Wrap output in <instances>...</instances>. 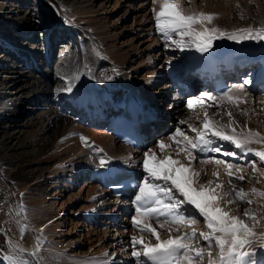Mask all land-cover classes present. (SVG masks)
Returning a JSON list of instances; mask_svg holds the SVG:
<instances>
[{"label": "bare ground", "instance_id": "bare-ground-1", "mask_svg": "<svg viewBox=\"0 0 264 264\" xmlns=\"http://www.w3.org/2000/svg\"><path fill=\"white\" fill-rule=\"evenodd\" d=\"M20 1L25 0H19L18 6L23 5ZM44 1H50L54 4L58 15H51L45 12L38 4H35L34 7H29L33 11L31 14L29 10H25V15L18 17L19 9L17 10V7L12 9L10 6L7 7V4L0 2V14H3V17H0V37H3L6 41L5 43L0 39L3 46V54L0 55V76L1 71L4 73V76L0 78V84L10 78L9 74L11 73L18 74L17 81L18 83L22 82L20 79L22 72L20 70L11 72L6 69L8 56L16 51L24 52V54L28 55V57L23 55V58H19V55L18 60L21 59L22 63H26L25 67H28L29 71L32 73L33 71H38L42 73L43 77L45 76L44 79L38 80L37 83L35 81L28 83L26 78L23 86L18 85L20 88L17 89L14 97L6 98L14 101L9 100L10 102L4 103L0 101V116L7 118L8 115L6 113H13V111L8 109L9 105H15L17 103L14 102L25 100L32 107L30 106L29 109L20 108L17 111V116L20 113V122L22 118L30 114V112H27L32 110L33 107L43 106L40 98L41 93L44 91L48 93L53 88L58 90V94L51 95L52 106H50L51 104L46 105V110L37 115L32 122L30 118H27L26 124H18V126L30 128L29 131L19 130L17 131L18 136H14L11 133L7 134L3 130L0 131L2 134L0 135V177L6 182V186H10L13 189L10 197H8L5 194L6 188H4V197L15 212L24 211L29 217L32 216L42 221L37 223L31 219V227L22 233L16 230L14 221L8 220L4 226L8 234L6 240L7 249L13 255L20 256L26 264H104L105 260L111 261L113 255L115 259L112 264H134V258L131 256L130 237L132 235H136L138 238L144 236L145 242L150 243H156V239L155 236L141 233L138 227H133L130 218L135 213L129 208L127 209V205L125 206L120 199L112 197L107 190L99 186L98 180L94 175L99 171H106L105 168L98 167L101 156L129 167L137 174L140 182L142 174L141 168L137 167V164L142 161L143 154L149 149L155 151L157 159H159L161 154H164V158L171 155V160H177L180 163L182 162L180 158L188 160L191 169L201 174L198 183L193 185L197 188L201 184L205 188H214L212 184L209 185L214 173H218V175L222 173L229 177L228 172L231 171L233 172L232 180H237L236 177L241 175L245 177L246 167L253 165L254 152H262L264 149V129L258 130V135L251 136L248 134L256 133L240 128V130L235 131L238 140L245 138L250 140L247 147L253 150V154L246 152L241 154L240 150L233 147V151L222 150L221 153H212L211 155L194 153L193 155L197 157L195 160L186 158L184 152H179V147H183V144L179 147L174 142L167 145L163 135L159 136V132L161 124L165 125L166 130L167 121L176 113H180L181 108L183 109L184 107L178 105L177 101H182V99L173 90L171 79L176 83L184 79L192 80L191 75H193L197 81L203 80L206 92L193 96L199 97L201 94H207L204 96L203 102L195 103L191 110L187 106V109L183 112L188 119L194 121L192 123L194 127L202 128L204 111H219L220 108L224 107L223 100L226 97L213 94L210 87V66L211 62L216 59L224 62L220 68H223L225 64L233 65L234 70L225 73L228 82L229 79L232 82H229L231 88L230 96L244 97L256 104H263L264 83L257 85H254V83L257 74L264 70V40L243 41L239 44L235 41L227 40L219 42L220 47L217 46L208 53H199L194 49L181 51L173 48L172 51L175 50L179 53L178 59L168 62L165 59L156 57L161 56L169 49L156 41L158 36L155 31V24L150 17L153 14V7L159 10L160 0H156L155 5L152 0ZM196 1L176 0L183 12L184 10L188 11L192 5L193 8L204 6V9L208 12L210 10L220 12L223 16L228 15L227 18L223 17L226 23L223 24L221 29L240 25L230 20L231 13H229V10L240 9L246 11L247 15V3L252 2L257 10L264 4V0ZM259 17L261 18L259 21L250 17L254 24L251 23V25L244 28L256 25L258 26L250 29L264 28L263 14L260 13ZM55 19H58L60 23ZM247 22L248 24L250 23L249 21ZM46 23H50L48 27H51V32L46 35L47 30H45V36L41 40V42H45V47L42 48L43 50L35 51L33 47L38 45L36 42L37 32ZM11 27H16L13 34L8 33ZM32 28L33 31H31L30 36L22 40L21 37L26 34L25 30H31ZM66 30L69 31L66 37L72 42V46L62 49V63L58 65V71L56 72L60 83L56 85L54 83L55 79L53 80L54 75L53 77L49 76L48 69L44 67L53 59V56L49 55V49L53 47L57 40L59 41L62 38L61 35H64ZM28 60L36 61L37 66L35 68L30 67L29 62L27 65L26 61ZM21 62H18L16 67L20 66L19 63ZM41 65L43 66L41 67ZM249 68H255V71L253 69L249 71ZM185 69L190 70L192 74L184 76L183 71ZM30 75L32 77L33 74ZM240 76L242 77V83L238 81ZM74 77L79 78L76 79ZM107 77H112V79ZM245 79L251 82L244 84ZM161 81H164V83L159 85ZM69 82L73 85V93L62 91ZM192 83L195 85L193 80ZM23 91H26L28 96L25 97ZM10 94L12 92L2 94L0 91V99H5L4 97ZM63 95L68 97V99L64 100L65 102L69 101L66 104L59 101ZM123 96L147 107L149 110H156L154 113L162 119L160 129L155 136L149 139L145 148L130 149L121 145L106 131L103 126L105 125L104 121L97 119L98 110L112 114V110ZM208 96L213 97L214 100H209ZM79 110L81 111L79 116L73 117L75 112H79ZM49 114H52L51 118H49ZM10 117H12V121H16L10 122L11 124L17 123L18 119L13 116ZM248 117V120L252 118L251 116ZM258 125L257 127H261L260 121ZM183 126L187 128L185 129L188 132L187 135L194 138L195 133L191 132L187 124ZM225 132L226 134H233V132ZM81 137L87 138V143ZM21 138H23V142H20ZM28 138L32 142L30 140L26 141ZM12 139H18L19 141L17 140L15 141L17 143H15ZM160 140L165 141L167 145L163 150L158 147V141ZM222 143L227 145V142ZM100 149L103 150L102 153L98 151ZM231 151L236 152V155L225 156L223 154ZM178 152L179 154H177ZM217 159L223 162L217 164ZM257 159L260 158L255 157V160ZM46 163H48V166L42 167ZM196 163H200V165L196 166ZM235 163L240 166L235 165ZM228 165L232 167L229 168ZM170 167L174 168L175 166L170 165ZM251 168L252 174L254 173L257 179L260 175L262 176L260 169L256 170L253 166ZM68 176L70 178L68 183L64 185L65 188L55 190L51 195L49 193L46 195L45 191L40 187L45 181H54V179L58 178L63 180ZM189 176L191 178V172ZM75 177L78 179L75 180ZM220 179L222 181V178ZM226 180L229 182V179ZM253 180L252 182L248 181V186L246 185L247 191L249 190L251 195L257 189V182L260 181L256 182L255 179ZM75 183H80L77 189L74 188L73 184ZM59 186L62 185H59L57 180L53 182L51 188ZM260 188L263 189V184H260ZM221 191L224 194L226 192L225 187ZM221 191L219 194L222 195ZM64 192H70V196L67 201L62 202L61 206H59L57 199L58 197L63 199ZM49 195L54 200L51 201L48 197ZM82 196L84 197L82 198ZM253 196L259 197V195ZM68 203L70 204L69 207H71L69 218L73 219L82 213L83 223L82 225L81 223H74L73 225L71 222L66 226L69 229L65 231V239L57 238L53 241L50 237L58 236L60 232L55 230L51 222L55 218L58 221L64 219L61 212ZM223 203L220 202L221 208ZM245 210L246 208L243 211L245 212ZM230 213H232V209ZM242 213L234 211L233 215L244 220V214L242 215ZM194 217L202 220V226H200L202 229L198 227L201 229L200 232L209 231L202 217ZM190 218H187V220ZM187 220L184 221L187 224L183 223L182 226V223H173L161 217L159 222L166 223V228L164 229H161L153 218H149L147 222L157 229L161 240H167L170 235L175 237L185 233H192L193 230L186 229L189 226ZM245 224L247 223L245 222ZM45 225L49 226L48 232L43 231ZM63 225H65V222L60 226L63 227ZM72 225L73 229L71 228ZM247 225L255 234L254 239L264 236V217L257 224ZM30 231H33L37 237H34ZM66 237H68V240H66ZM196 239L198 240L197 235L194 240L186 242L196 244L194 242ZM201 241L204 242L203 240ZM202 242L196 245L201 246ZM260 243H264V241H260ZM205 247L203 250L208 254L210 250L207 243ZM136 248L140 250L141 246L137 245ZM21 249L23 251H20ZM244 250L254 251L255 264H264V251L260 249L259 243H254L252 248H245ZM215 252L216 258L208 256V259L212 261L218 259V247H216ZM106 253L107 256H105ZM208 259L205 260L204 264H209ZM198 263L200 262H193V264ZM0 264H8V261L2 259Z\"/></svg>", "mask_w": 264, "mask_h": 264}, {"label": "snow or ice", "instance_id": "snow-or-ice-1", "mask_svg": "<svg viewBox=\"0 0 264 264\" xmlns=\"http://www.w3.org/2000/svg\"><path fill=\"white\" fill-rule=\"evenodd\" d=\"M152 3L155 5L156 0H152ZM152 12L155 17V30L162 34L166 46H168L167 42L170 41L171 46L181 51L194 49L199 53H208L213 49L214 41L223 39L235 41L238 44L243 41L264 40V28L238 29L228 33L218 28L206 27L204 22H211L214 19L212 14L186 15L180 10V5L176 0H160L159 10L153 7ZM196 24H199L200 27H194ZM173 36L179 37V39H173ZM74 78L78 79L79 77ZM107 78L112 79V77ZM250 82L247 79L244 80V84ZM62 91L73 93L74 88L71 82ZM230 91L231 88L228 91H223L222 96L233 100L234 97L229 95ZM205 95L207 94L189 98L187 100L188 108H193L195 103H202ZM208 99L214 100L211 96H208ZM228 115L231 116V113ZM185 123V121L178 122V126L169 139L174 140L178 147L183 144V147H179V152H184L186 158L195 160L197 157L193 155L194 153L206 155L221 153L222 142L231 143L235 149L241 151V154L245 152L253 154V150L247 147L250 143L249 139L238 140L235 129H233V134H226L223 130L226 126L213 123L206 113L202 128L194 127L191 124L187 125L191 132L195 133L194 138L189 137L179 126ZM248 135H258V133H249ZM81 139L87 143V138L81 137ZM166 146L165 141H158L159 149L163 150ZM98 151L103 152L102 149ZM223 154L235 156L236 152H224ZM255 157H259L260 161L264 162V152H254L253 164L256 162ZM222 162L219 159L216 160L217 164ZM170 165L175 167H170ZM98 167L112 171L109 159L104 156H101ZM137 167L141 168L142 180L134 185L138 189V193L133 201L135 215L130 218L131 225L138 227L141 233L155 236L156 243L145 242L144 236L138 238L136 235H132L130 247L134 264H193L194 261H202L204 257L203 248L186 242L196 238L195 231L175 237L170 235L167 240H161L157 229L147 222L149 218H153L159 227L164 229L166 223L159 222L161 217L173 223H182L193 216L204 219L209 231L201 232L200 237L207 243L209 249L213 247V244L218 247V264H255L254 251H245L244 249L252 248L254 243H259L260 249L264 251V243H260V241H264V236L254 239L255 234L245 224L244 220L230 215L229 212L221 208L220 202L224 201V196L228 193L217 194L216 189L222 188L223 185L217 184L216 188H205L202 184L198 188L194 187L193 185L199 181L201 175L199 172L192 170L190 164L186 166L177 160H171L170 157L157 159L153 149H149L143 154V159L137 164ZM228 167L231 168L232 166L228 165ZM214 176L218 177V173H214ZM228 176L231 186L233 172L229 171ZM236 178L240 181L245 180L242 175ZM211 184L212 181H209V185ZM113 186L119 188L121 185L117 182ZM231 187L234 190L235 186ZM236 195L241 200L244 199L243 190L237 191ZM233 202L231 200L226 201L229 204ZM248 214V210H245L244 215L247 216ZM188 222L195 223L196 220L188 219ZM137 245L141 246L140 250H137ZM208 255L211 256V252ZM3 259H6L8 264H26L18 255H8ZM114 259L115 256L113 255L112 260H105L104 264H112ZM209 264H217V262L209 260Z\"/></svg>", "mask_w": 264, "mask_h": 264}, {"label": "rangeland", "instance_id": "rangeland-1", "mask_svg": "<svg viewBox=\"0 0 264 264\" xmlns=\"http://www.w3.org/2000/svg\"><path fill=\"white\" fill-rule=\"evenodd\" d=\"M18 1L19 0H5V1L4 0H0V2L2 4H4V3L7 4L6 5L7 7L10 6L12 9H14V8L17 7L16 9L17 10L19 9L18 10L19 11L18 17H22L23 15H25V10H29V13L31 14L33 11L30 10L29 7H34L35 4H38V6H40L45 12H47V13H49L51 15H54V16L58 15L56 13V10H55L56 8H55L54 4H52L50 1L49 2H46L44 0H27V2H26V0L25 1H20V3L23 4L22 5L23 7L22 6H18L19 5ZM8 2L11 3V5H9ZM191 6H190V9L188 11L187 10H184V12H183V9L181 7H180V10L184 14H186V15L199 14V13H204L205 15L212 14L214 16V19L211 22H204L205 23V26L206 27H209V28H218L219 30L226 31L228 33H231V32L236 31L238 29L255 28L258 25L251 26V27H247V28H244V27L251 25V23L254 24V21L251 20L250 17H252V18L256 19L257 21H259V20H261V18L259 17L260 16V13L263 14V16H264V4H262V6L260 7V9L257 10L256 7L253 5L252 2L251 3H247V6H248L247 7L248 8L247 9L248 10V14L247 15H246V11H242L240 9H235L234 10V9L231 8L232 10H229V13L232 14V16L230 14V20L231 21H234V22H236L237 24H240V25H238L236 27L230 26V28L221 29L223 27V24L226 23V21H224L223 17L227 18L228 15L223 16L220 12H214V11H210V10L208 12L207 10L204 9V6H202V7L199 6L197 8H193V6L192 7ZM28 15H26V16H28ZM0 17L2 18L3 17V14H0ZM150 17H151L153 23L155 24V17H154V15L153 14L150 15ZM13 18H15V16H13ZM55 20L60 23V21L58 19H55ZM247 21H249L250 23L248 24ZM49 24L50 23H46L42 27V29L37 32V36L38 37L36 38L37 41H36V39H35V41L38 43V45H35L33 47L34 48L33 50L37 51V50H41L42 48L45 47V42L43 43V42H41V40H42V37L45 36V30H47V32H48V33L46 32V35H49V33L51 32V27H48ZM32 26H33V24H32ZM194 27L199 28L200 25L199 24H196V25H194ZM36 28H37V26H36ZM14 29H16V27H11V29L8 30V33L13 34L15 32ZM31 31H33V28L31 30L26 29L25 30V33L26 34L23 35V37H21V39L23 40L27 36H30V34L32 33ZM68 33H69V31L66 30L65 31V34L64 35H61L62 38L59 39V41L57 40V42H55L53 44V47H51L49 49L50 50L49 51V55H52L53 56V59L51 60V62L49 64H46V66L44 67V68H47L48 69V73L50 74L49 76L53 77V75H54L53 80L55 79L54 80L55 81L54 83L56 85H58V83H60V82H58V79H57V76H56V74H57L56 72L58 71V67H59L58 65H60L62 63L61 62L62 55H63L62 49L64 47L70 48L72 46V42L69 41V39H67V37H66V35ZM156 33H157V36H158L156 38L157 39L156 41L159 42L160 45H162L163 47L165 46L167 49H169L168 51H165L161 56H156V57L157 58H161V59H165L168 62L176 61L178 59L179 53L177 51H175V50L172 51V49L175 48V47L174 46H171V42L170 41L167 42L168 43V46H166L165 41H164V39L162 37V34H160L157 31H156ZM65 38L67 39L68 42H71V43L70 44L67 43V45H66V43L64 41ZM0 39L2 40V42H5L6 43V41L3 39V37H0ZM173 39H179V37L173 36ZM224 41H227V39L214 41V47H213V49L215 47H217V46L220 47L218 43L219 42H224ZM16 52H12V54L8 56V58H7V65L8 66L6 67V69L7 70H10L11 72H13V71L16 72L17 70L18 71L20 70V72H22V74L20 75V79H21L22 82H19L18 83V81H17L18 80L17 79V75L18 74L17 75L15 73L9 74V77L10 78L4 80L3 83L0 84V91L2 92V94H7V93H10V92H12V94L7 95L6 97H4L5 99H0V101L3 102V103L4 102H7V101L10 102L9 100L14 101L13 99H6V98L7 97L8 98H13L14 97V94H16V92H17V89L20 88L19 86L20 85L23 86L25 84L26 78L28 79L27 80L28 83L30 81H35L37 83L38 80H42L45 77V76L43 77V75H42L41 72L33 71V73H32L31 71H29V68L28 67L27 68L25 67L26 63L25 64L22 63L21 62L22 61L21 59L18 60V56L19 55H21V56L26 55L27 57H28V55L27 54H24V52H20V51H16ZM19 52H20V54H19ZM1 54H3V46H2V44L0 42V55ZM17 61L18 62H21V63H19L20 66H17L16 67V64L18 63ZM26 62H27V65H28V62H29L30 67L35 68L37 66L36 61H32V60L29 61L28 60ZM42 64H43V62H42ZM42 66L43 65H41V67ZM252 69H254V68H249V71H251ZM29 73L30 74H33L32 77H31V75ZM43 73H44V75H46L45 72H43ZM3 76H4V73H3V71H1L0 78H2ZM65 78H70V77H65ZM237 80H238V78H237ZM238 81L242 83V77L241 76L239 77V80ZM163 83H164V81H161L159 85H161ZM76 88H78V86H76ZM50 89H52V88H50ZM53 89L51 91H48V93L45 92V91L43 93H41V97L40 98L42 100V103H43L42 105L43 106H39L37 108L36 107L35 108L33 107L32 110H29L27 112V113L30 112V114H28V116H26L25 118H22L20 122H19L20 113L17 116V114H16L17 111L20 108L21 109H25V108L26 109H29L31 105L28 104L25 100L18 101L19 104H18V102H14V103H17V104H15V105H9V108L8 107L7 108L10 111H13V113L12 114L6 113L8 115L7 118H4V117H1L0 116V127H1L0 128V131L3 130L7 134L8 133L14 134V136H18L17 131H19V130H21V131H27L28 130L29 131L30 128H27L26 126L21 127L20 125L18 126V124H26L27 118H30V120L32 122V120L34 118H36L37 115H39L40 113H42V112H44L46 110L45 109V106L46 105H50L51 104L50 106H52L53 102L51 101V97H52L51 95L58 94V90H56V88H53ZM260 93H262V92H260ZM23 95L25 97L28 96L27 93H26V91H23ZM232 97H234V96H232ZM184 98L187 99V97H184ZM49 99H50V101H49ZM65 99H68L67 95H63L61 97V99H59V101L61 103L62 102H65L64 101ZM67 102H69V101L67 100ZM67 102H65V104ZM177 102H178V105L180 107L184 106L183 107L184 110L181 108V112H180L181 114L180 113H176L175 115H173V117L170 118L171 120L169 119L167 121L168 130H165V125L162 124L161 125V130L159 132V136L160 135H163V137L165 138V141H166L167 145H170L173 142H174L175 145H177L174 140H170L169 139V136L173 135V133L175 131V128L178 126V122L185 121L186 123L183 124V125H186V124L187 125L188 124H191L192 125V123L194 122L191 119H188L183 114V112H185V110L187 109V105H184V103H183L184 100H182V101L180 100V101H177ZM223 102H224V107H222V109L220 108L219 111H213V112L211 110H209V112L204 111L203 117H205V113H206L207 114V117L211 121H213V123H216L218 125H225L226 127L223 130L224 131H227L229 133L233 132V129H235V131L236 130L238 131L240 129H246V130L248 129L249 132H254V133H257L258 130H260V129H264V103L261 104V105H259V104H256V103H254V102H252L249 99L244 98V97H234L233 100H229L226 97L223 100ZM80 113H81L80 110H79V112H75V115H73V117L79 116ZM228 113H231V116H229ZM49 115H50L49 118H51L52 117V114H49ZM10 116H13L16 119H18L17 120V123H12L11 124L10 122H16V121H12L13 119ZM248 116H251L252 118L250 120H248V118H249ZM203 117H202V120H203ZM255 117L258 118V119H256ZM253 118H255V119H253ZM259 121L261 123V127H257V126H259L258 125L259 124ZM252 122H253V124H252ZM13 125H16V126H13ZM183 125H179V126L182 128V130L186 134H188V132L185 130V129H187L186 126H183ZM195 125H197V124H195ZM249 126H251L250 129H249ZM241 132H244V131H241ZM30 133H32V132H30ZM0 135H2V134L0 133ZM189 137H190V135H189ZM18 139H16V140L15 139H12V141L14 140L13 142H15ZM29 140L32 142V140L30 138H28L26 141H29ZM20 142H23V138H21V141ZM15 143H17V142H15ZM229 145H231V143H228L227 142V145L226 146H229ZM226 146L223 145V149L222 150H226L225 149ZM228 150H232V149H228ZM262 152H264V149H263ZM161 156L159 157V159H164V156L165 155L164 154H161ZM170 156L171 155H169L168 157H170ZM200 159H204V158H200ZM180 160L182 161L181 163H183L184 165H186V166L189 165V161L188 160H185L183 158H180ZM255 161H256L255 164H253V162H252L253 165H248V164H247L248 166L246 165L247 167H246V175H245V180L244 181L240 182L238 179L237 180H232L231 179V186H235L234 187V190L229 185V182L226 180V179H229V177H227L226 175H223L221 173V175L219 174L220 176L218 175L219 177H216L214 175H213V177H211L212 185H213L214 188H216V185L217 184L223 185L222 188H217L216 189V193L217 194H219L220 191L224 187H225V191H226L225 193H228L226 196H224V201H223L224 203L222 204L223 205L222 208H223L224 211L229 212L230 215H233L234 211H239L240 213H242V211L244 210V208H246V210L249 209L248 210L249 211L248 212L249 214L247 216H245V215L243 216V219L245 220V222L247 224H254V223L257 224L264 217V195H261L262 193H264L263 192L264 191V164H263L264 162H261L260 159H257ZM200 163L199 164L196 163L195 165L196 166H199ZM47 166H48V163H46L42 167H47ZM238 166H240V165L238 164ZM252 166L256 170H259L260 169V171L262 172V176L260 175V177H258V179L254 176V173L252 174V171H251V169H252L251 167ZM247 174H248V176H247ZM224 176H225V178H224ZM246 177H247V179H246ZM69 178H70V176L64 178L63 180L61 178L54 179V181H57L58 180V184L59 185L60 184L62 185V186H59L57 188H51V185L54 182L52 180L45 181V183H42L44 185L41 184L40 187H41V189H43V191H45V194L46 195L48 193L51 195L53 192H55V190H60V189L65 188L64 185H66L68 183ZM220 178H222V181H221ZM76 179H78V178L75 177V180ZM253 179H255L256 182L258 180H260L259 182H257L258 185H256V188H257V189H255L256 192L255 191L253 192V195H259V197L258 196L254 197L253 195L250 194L251 192L249 190L247 191L248 181L249 182H252V181H254ZM38 182H40V181H38ZM80 183L73 184L74 185V188L77 189L80 186L79 185ZM259 183L260 184H263V189L260 188V184ZM214 184H215V186H214ZM4 188H6V192H5ZM239 190H243V196H244V199L243 200H241L236 195V192L239 191ZM4 192H5V194L8 197H10L11 193L13 192V189L10 186L9 187L6 186V182L3 181V179L0 177V198H1L0 199V260H2L3 257H5V256L13 255L12 253H10L8 251L7 244H6V240H7V235L8 234H7L4 226H5V224H6V222L8 220L14 221V227L16 228L17 231H20L22 233H24L25 230H28L31 227L30 226V223L32 222L31 219L34 220L37 223L42 222L41 220L39 221L35 217H32V216L29 217V215H26L24 213V211L23 212H15L14 209L9 205L8 201L5 199ZM221 193L223 195V192L222 191H221ZM63 194H64L63 199L60 198V197H58V199H57V203H59V206H61V203L62 202L67 201L68 197L70 196V192L69 193L68 192L67 193L64 192ZM50 195L48 196L49 199H51L50 198ZM83 197L84 196H82V198ZM52 200H54V199H51V201ZM229 200L234 201V202L231 203V204L226 203V201H229ZM248 201H251V203H248ZM234 204H235V206H234ZM69 206H70L69 203L66 204L64 210L61 212L63 214V217H64L63 220L58 221L55 218V220L51 222V225H53V227L55 228V230L60 232L58 236H51L50 237V239L53 240V241H55L57 238H59V239H65V235H66L65 234V231L69 229V228H66V226H68L71 222L73 223V225H74V223H81V225L83 223V214L82 213L81 214H78L73 219L72 218L71 219L69 218L70 217L69 210L71 208ZM254 208H255V210H254ZM231 209H232V213H230L231 212ZM243 214H244V211H243L242 215ZM241 218H242V216H241ZM190 219H195L196 222L195 223H189L188 222L189 226L187 225L188 227H186V229H191V231L192 230L195 231L196 235L198 236V240L196 239L194 242L196 244H199V242H202L201 241L202 239L200 238V233H201L200 230L202 229V227H200V226H202V223H201L202 220L200 218H196L194 216L191 217ZM64 222H65V225H63V227L60 226ZM183 223H186L187 224V222H182V226H183ZM73 225L71 226L72 229H73ZM198 227H200L201 229L198 228ZM192 228H194V229H192ZM43 231L48 232L49 231V226L48 225H45ZM30 232H31V234L34 237H37L36 234L33 231H30ZM66 240H68V237H66ZM202 243H201L202 244L201 247L203 249L206 248L205 247L206 246V242H202ZM215 249H216V246L214 244H213V247L211 249H209L210 250L209 252H211V256L212 257H215L216 256ZM81 250H82V248H81ZM208 256L209 255L206 254L205 253V250H204L203 260L202 261H199L200 263H198V264H204L205 260L208 259ZM208 260H210V259H208ZM215 261H217V263H218V259H215Z\"/></svg>", "mask_w": 264, "mask_h": 264}]
</instances>
